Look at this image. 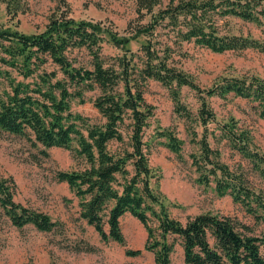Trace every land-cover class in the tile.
Returning a JSON list of instances; mask_svg holds the SVG:
<instances>
[{"label":"trees","instance_id":"1","mask_svg":"<svg viewBox=\"0 0 264 264\" xmlns=\"http://www.w3.org/2000/svg\"><path fill=\"white\" fill-rule=\"evenodd\" d=\"M137 23L121 35L102 22H92L58 13L44 31L26 35L0 24V131L27 140L34 147L58 148L73 152L84 162L81 170L59 172L78 200L79 216L103 242L124 245L120 219L128 214L146 232L142 249L127 250L136 257L153 254L152 264H171L178 241L185 264H264V196L256 194L239 175H233L210 148L207 125L214 114L206 98L233 94L257 104L264 118V79L255 76L224 78L211 89L202 90L172 62L183 44L207 49L215 54L255 50L264 54V44L250 35L223 32L219 23L230 20L264 26V0H132ZM28 0H0L11 22L27 10ZM148 18L145 22L144 19ZM140 41L138 54L129 49ZM104 45L123 52L111 64L102 58ZM85 49L91 68L74 66L67 53ZM47 59L57 70L45 71ZM148 81L166 87L174 112L191 120L181 104L179 90L188 87L200 97L196 117L203 133L189 130L198 155L191 156L199 174L197 182H215L218 195H230L235 204L260 224L259 232L236 218L212 213L199 214L184 223L173 218L157 189L159 176L149 166L144 132L153 118L152 106L144 99ZM98 90L93 106L102 122L93 123L72 111L74 101L82 102L85 91ZM165 147L180 153L184 142L168 130L157 131ZM232 149L248 159L264 177V157L249 148L246 132L229 122L221 127ZM73 143L75 146L73 147ZM115 146L112 150L111 147ZM14 183L0 178V209L18 229L31 225L48 233L58 227L47 215L15 203Z\"/></svg>","mask_w":264,"mask_h":264},{"label":"rangeland","instance_id":"2","mask_svg":"<svg viewBox=\"0 0 264 264\" xmlns=\"http://www.w3.org/2000/svg\"><path fill=\"white\" fill-rule=\"evenodd\" d=\"M169 1L161 0V6H166ZM61 12L76 21L102 22L121 35H127L138 19L132 0H28L25 13L13 22L5 15L4 6H0V24L26 35L37 34L44 31L49 19ZM219 25L223 32L229 30L230 34L250 35L264 44V26L238 20L221 21ZM139 45L140 41H131L129 49L138 54ZM179 52L176 50L173 54L172 62L202 90L211 89L224 78L255 76L264 79V54L255 50L215 54L192 44H183ZM122 55L118 49L103 46L102 58L106 64ZM67 56L74 66L91 68V56L85 49L70 50ZM43 69L47 72L57 70L50 59ZM4 87L1 84L0 90ZM98 94L96 89L85 91L82 102H73L72 111L93 123H101L93 106ZM179 97L191 114L190 121L174 112V103L166 87L148 81L144 88V99L154 112L143 137L148 145L149 166L159 176L157 185L152 182L153 188L163 196L169 214L182 223L196 215L212 213L236 218L259 232L262 226L255 224L230 195L217 194L212 178L207 186L197 182L199 174L192 165L191 156L198 155V147L191 143L189 130L197 132V139L203 133L202 126L196 121L201 101L188 87L180 88ZM205 101L215 118L207 125L211 133L208 136L210 148L218 151L219 161L233 175H240L250 190L264 196V177L221 137V127L232 122L247 133L250 150L264 157V118L259 117L257 104L233 94L209 97ZM164 130L171 131L184 142L180 153L170 152L164 145L166 140L157 137L156 132ZM42 150L23 138L0 131V178L13 181V200L47 215L58 224L48 233L39 232L31 225L18 229L0 209V264H152L150 252H142L136 257L126 255L127 250L142 249L147 237L142 225L130 215L120 219L124 245L103 242L80 218L78 200L65 183L57 180V174L81 170L84 162L69 150L51 148L45 151L46 156ZM171 264H185L178 241Z\"/></svg>","mask_w":264,"mask_h":264}]
</instances>
